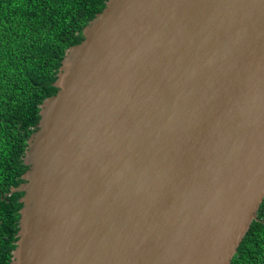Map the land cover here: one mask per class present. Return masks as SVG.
Returning a JSON list of instances; mask_svg holds the SVG:
<instances>
[{"label": "water", "instance_id": "1", "mask_svg": "<svg viewBox=\"0 0 264 264\" xmlns=\"http://www.w3.org/2000/svg\"><path fill=\"white\" fill-rule=\"evenodd\" d=\"M27 139L12 264H229L264 198V0H106Z\"/></svg>", "mask_w": 264, "mask_h": 264}, {"label": "trees", "instance_id": "2", "mask_svg": "<svg viewBox=\"0 0 264 264\" xmlns=\"http://www.w3.org/2000/svg\"><path fill=\"white\" fill-rule=\"evenodd\" d=\"M106 0H0V264H12L27 139L65 50ZM229 264H264V198Z\"/></svg>", "mask_w": 264, "mask_h": 264}]
</instances>
